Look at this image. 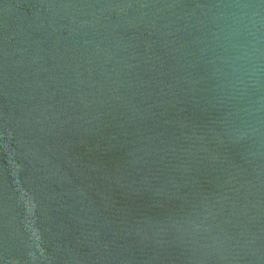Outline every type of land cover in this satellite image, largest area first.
<instances>
[{"label":"water","instance_id":"1","mask_svg":"<svg viewBox=\"0 0 264 264\" xmlns=\"http://www.w3.org/2000/svg\"><path fill=\"white\" fill-rule=\"evenodd\" d=\"M0 264H264V0H0Z\"/></svg>","mask_w":264,"mask_h":264}]
</instances>
